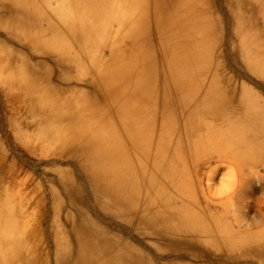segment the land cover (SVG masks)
Instances as JSON below:
<instances>
[{
	"label": "bare ground",
	"instance_id": "bare-ground-1",
	"mask_svg": "<svg viewBox=\"0 0 264 264\" xmlns=\"http://www.w3.org/2000/svg\"><path fill=\"white\" fill-rule=\"evenodd\" d=\"M0 264H264V0H0Z\"/></svg>",
	"mask_w": 264,
	"mask_h": 264
},
{
	"label": "rangeland",
	"instance_id": "rangeland-1",
	"mask_svg": "<svg viewBox=\"0 0 264 264\" xmlns=\"http://www.w3.org/2000/svg\"><path fill=\"white\" fill-rule=\"evenodd\" d=\"M235 72H238V70L236 69ZM33 166H34L33 169H34V168L36 169V166H35V165H33ZM217 176H218V175H217Z\"/></svg>",
	"mask_w": 264,
	"mask_h": 264
}]
</instances>
